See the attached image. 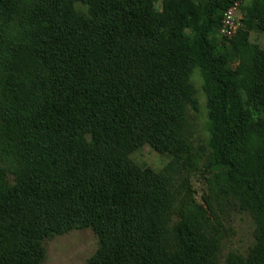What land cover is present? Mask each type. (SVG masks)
I'll use <instances>...</instances> for the list:
<instances>
[{
  "label": "trees",
  "instance_id": "trees-1",
  "mask_svg": "<svg viewBox=\"0 0 264 264\" xmlns=\"http://www.w3.org/2000/svg\"><path fill=\"white\" fill-rule=\"evenodd\" d=\"M155 1L40 0L36 105L13 184L0 189V264H39L44 239L86 228L98 239L86 264H215L217 229L204 208L185 199L168 234L175 188L129 158L144 145L190 153L184 111L195 69L208 164L264 232V45L248 38L264 32V0H248L229 39L234 68L218 59L214 32L235 0H164L161 11ZM246 264H264V236Z\"/></svg>",
  "mask_w": 264,
  "mask_h": 264
},
{
  "label": "rangeland",
  "instance_id": "rangeland-1",
  "mask_svg": "<svg viewBox=\"0 0 264 264\" xmlns=\"http://www.w3.org/2000/svg\"><path fill=\"white\" fill-rule=\"evenodd\" d=\"M163 1H155L157 11H161ZM195 2L200 4L202 0ZM39 3L40 0H0V189L3 183L13 184L19 139L29 134L36 105L32 96V82L40 65L36 50L45 39V30L37 15ZM240 3L235 13L243 20L248 0ZM73 8L79 14L87 13L81 1H75ZM214 37L220 49L218 59L234 68L235 56L226 49L229 39L218 30ZM248 38L251 43L263 47V31L249 29ZM189 82L193 95L184 117L190 153H158L144 145L129 158L140 168L166 175L171 187L175 188L168 234L180 220L184 200L191 199L204 208L217 229L215 264H246L260 249L263 227L250 205L239 195L226 190L220 184L216 170L208 164V109L197 69L190 74ZM169 243L173 244L172 239ZM42 246L44 256L39 264H86L96 252L98 239L89 228L76 229L46 238Z\"/></svg>",
  "mask_w": 264,
  "mask_h": 264
},
{
  "label": "built area",
  "instance_id": "built-area-1",
  "mask_svg": "<svg viewBox=\"0 0 264 264\" xmlns=\"http://www.w3.org/2000/svg\"><path fill=\"white\" fill-rule=\"evenodd\" d=\"M241 0H235L222 14L219 34L230 39L241 28V15H236L235 11L239 9Z\"/></svg>",
  "mask_w": 264,
  "mask_h": 264
}]
</instances>
